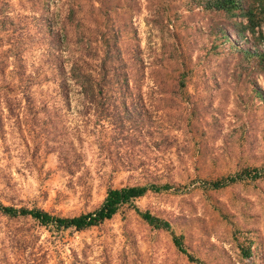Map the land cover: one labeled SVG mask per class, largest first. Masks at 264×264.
<instances>
[{
	"label": "rangeland",
	"instance_id": "rangeland-1",
	"mask_svg": "<svg viewBox=\"0 0 264 264\" xmlns=\"http://www.w3.org/2000/svg\"><path fill=\"white\" fill-rule=\"evenodd\" d=\"M9 1L15 19L32 12L28 1ZM71 1L46 10L52 30L66 31L65 67L79 30L64 14ZM78 1L87 48L106 47V35L119 31L131 92L81 114L71 92L67 100L57 93L40 45L18 53V63L1 49L0 202L73 215L95 208L108 185L167 183L135 203L167 220L185 251L127 205L60 232L0 212V264H264V176L203 182L264 165V71L230 45L258 51L261 42L181 0ZM170 50L176 60L167 61Z\"/></svg>",
	"mask_w": 264,
	"mask_h": 264
},
{
	"label": "trees",
	"instance_id": "trees-1",
	"mask_svg": "<svg viewBox=\"0 0 264 264\" xmlns=\"http://www.w3.org/2000/svg\"><path fill=\"white\" fill-rule=\"evenodd\" d=\"M23 1H28V7L32 12L26 17L18 16L19 19H15L11 15L12 5L10 1L0 0V50L13 52L7 54V57H12V60L14 58L18 63L20 59L18 53L29 46L40 45L43 48L40 60L51 64L54 67V73L57 75V93L67 100L71 92L81 114L86 112L90 104L99 109L110 98H114L115 94L120 95L118 97L123 99L126 94L131 92L128 78L132 76L126 70L125 61L121 59L116 44L119 31L115 30L106 35V40L110 42L107 43L106 47L100 49L94 45L87 48L85 42L88 37L80 27L83 25L82 17L77 11L80 10L79 6L84 4L81 1L72 2L74 1L72 0L68 3L67 13L64 14H66L65 17L74 20V26L79 27V30L73 31L75 38L71 42L74 45L67 49L70 51L66 54L68 59L66 68L60 54L64 39L67 37L66 31L60 32V28L52 30L47 18L46 10L52 0ZM181 3L188 4L189 10L193 7H200L202 11L207 13L208 18H213L214 15L216 18H226L240 37H243V32L247 31L250 36L259 40L262 49L258 51L243 50L233 43L230 45L231 49L241 51L240 54L246 60L247 65L253 62L257 69L264 71V32L262 31V27L264 28V0H181ZM157 5L159 8H156V11L160 9L165 13V10L160 8L161 5L159 3ZM233 15L239 18L233 19ZM215 31L217 36L223 39L227 38L220 24L216 25ZM168 53L169 56H165L167 61L177 59L175 58L177 55L171 56L173 55L171 50ZM4 57L6 58V55ZM23 61L25 62L24 59ZM183 77L182 74H179L177 85H183ZM255 93L260 94L259 88L255 89ZM127 111L129 110L123 106L122 118L124 120L128 117ZM111 112L113 113V111ZM125 114L126 116L123 117ZM260 176H264V165L243 166L233 174L203 182L211 187H219L240 178L254 179ZM167 186V183L126 184L119 187L108 185L102 200L95 208L73 215H61L40 207L15 206L1 202L0 212L7 216L29 215L44 227L53 228L60 232L68 228L82 229L97 224L103 219L110 218L122 205H127L150 226L167 230L176 248L185 251L181 244V235L173 231L167 220L147 209H140L135 203V199L142 196L147 190H159L161 187L166 188ZM240 250L244 256L250 253L248 244L244 247L240 246ZM186 255L189 259H197L188 252Z\"/></svg>",
	"mask_w": 264,
	"mask_h": 264
}]
</instances>
